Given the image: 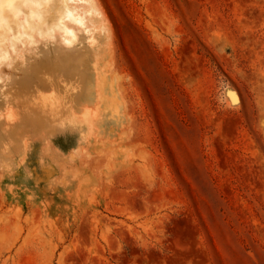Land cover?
Here are the masks:
<instances>
[{"label":"rangeland","instance_id":"obj_1","mask_svg":"<svg viewBox=\"0 0 264 264\" xmlns=\"http://www.w3.org/2000/svg\"><path fill=\"white\" fill-rule=\"evenodd\" d=\"M69 1L0 60V264H264V0Z\"/></svg>","mask_w":264,"mask_h":264},{"label":"bare ground","instance_id":"obj_2","mask_svg":"<svg viewBox=\"0 0 264 264\" xmlns=\"http://www.w3.org/2000/svg\"><path fill=\"white\" fill-rule=\"evenodd\" d=\"M9 2L10 0H0V60L5 58L8 50L14 54L23 52L22 46H20L22 40L28 37L30 39L25 41L30 44L34 43L36 33L48 35V39L57 38V41L63 45H70L71 41L75 39V35L67 23L75 21L77 18L84 19L82 12L79 13L80 11L76 10L74 6L69 5L68 2H71L69 0H22L19 7L13 12L14 22L10 24L9 11L4 9ZM17 17L19 18L17 19ZM54 31H59L55 38L52 34ZM65 34H70V36H65ZM35 52L36 49H31L29 54L34 55ZM7 65L9 66V64Z\"/></svg>","mask_w":264,"mask_h":264}]
</instances>
